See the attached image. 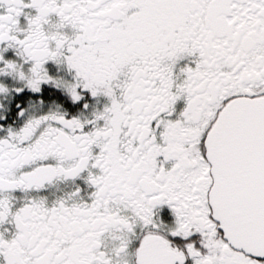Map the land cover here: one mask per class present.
<instances>
[{
  "label": "snow or ice",
  "instance_id": "snow-or-ice-1",
  "mask_svg": "<svg viewBox=\"0 0 264 264\" xmlns=\"http://www.w3.org/2000/svg\"><path fill=\"white\" fill-rule=\"evenodd\" d=\"M0 264H264V0H0Z\"/></svg>",
  "mask_w": 264,
  "mask_h": 264
}]
</instances>
